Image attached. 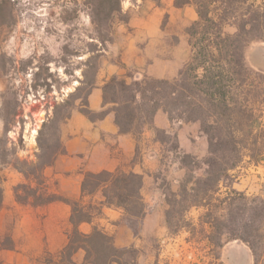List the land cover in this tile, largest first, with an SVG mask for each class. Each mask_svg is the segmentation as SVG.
I'll return each instance as SVG.
<instances>
[{"label": "rangeland", "instance_id": "obj_1", "mask_svg": "<svg viewBox=\"0 0 264 264\" xmlns=\"http://www.w3.org/2000/svg\"><path fill=\"white\" fill-rule=\"evenodd\" d=\"M95 2L0 0V138L4 142V151L0 149V179L3 190L5 181L13 180V173L22 177L18 185L36 187V182L27 179L25 174L39 173L54 159L62 148L61 124L72 111L85 109L90 90L87 85L90 78L85 76L90 56L88 44L98 39L90 23ZM197 19L194 6L178 8L175 0H121V14L111 25L113 42L101 60L96 84L102 76L105 81L112 76L126 78L129 83L145 76L175 80L191 59L187 29ZM224 30L227 34L236 32L231 23ZM127 45L132 48L134 60L142 55L140 67H124L121 51ZM263 56L264 41H255L245 49L247 65L257 72L264 73L254 64ZM113 65L126 70L120 75L109 71L104 75ZM141 127L147 128L142 124ZM34 130L36 134L31 144ZM157 138L166 143L169 150L178 149L175 137L159 132ZM177 157L184 164L186 175L179 195L171 194L167 198L171 203L166 213L167 228L170 236L190 231V244H182L181 254L166 258L160 257L164 247L156 238L143 239L140 246L135 247L140 253V264L213 263L220 258L223 247L235 243L251 251L244 242L233 240L235 227L231 219L234 214L239 215L236 218L239 225L244 222L243 218L252 216L249 208L256 204L245 201L243 196L264 197V158L255 163L244 157L235 169L224 175L217 192H203L197 184L209 181L206 165L212 157L209 149L202 159L187 154ZM163 163L165 170H169L171 160ZM161 183L166 185L165 177ZM193 204L199 205L198 222H191L187 217L196 207ZM244 208L248 214L242 217ZM132 221L138 229L133 231L138 235L140 223ZM257 225L264 235V222ZM187 251L193 256H188Z\"/></svg>", "mask_w": 264, "mask_h": 264}, {"label": "trees", "instance_id": "obj_2", "mask_svg": "<svg viewBox=\"0 0 264 264\" xmlns=\"http://www.w3.org/2000/svg\"><path fill=\"white\" fill-rule=\"evenodd\" d=\"M186 5L195 7L198 19L187 29L192 56L179 76L173 81L145 76L132 83L112 76L102 87L104 106L111 108L95 113L89 109L87 98L85 109L80 112L92 121L113 113L120 132L136 137L144 130L141 124L153 126L159 110L167 113L171 122H199L212 157L206 162L209 181L197 185L203 192H217L224 175L235 169L244 157L255 163L264 158V73L249 67L245 57V49L251 43L264 41V0H175L178 8ZM120 14L121 0H96L91 10L90 23L98 39L88 44L90 56L85 74L90 78L88 96L96 86L101 60L113 42L111 25ZM230 23L236 28L234 34L224 30ZM0 149L4 151L1 138ZM62 152L63 148L59 153ZM58 154L45 168L54 163ZM45 168L33 176L25 174L27 179L36 182V187L18 185L15 197L19 203L34 206L55 201L71 205L73 229L68 245L61 252V262L74 264V254L83 250L84 264H140V253L135 247L118 248L114 238L103 229L95 227L90 234H83L78 226L91 222L95 215L101 214L103 206H109L123 209L126 223L138 231L132 220L140 223L147 212L142 196L143 175L123 170L85 172L83 198L97 193L104 198L100 205H94L85 204L83 198L73 201L51 192ZM171 194L167 191V198ZM243 199L256 205L249 208L253 214L250 219L243 218L242 224L236 222L239 215L232 216L235 227L232 238L249 246L254 264H264V235L257 225L264 222V197L243 196ZM2 204L0 179V207ZM247 214V209H242V217Z\"/></svg>", "mask_w": 264, "mask_h": 264}, {"label": "crops", "instance_id": "obj_3", "mask_svg": "<svg viewBox=\"0 0 264 264\" xmlns=\"http://www.w3.org/2000/svg\"><path fill=\"white\" fill-rule=\"evenodd\" d=\"M131 52L132 48L128 45L121 51L124 67H140L143 63L142 55L134 60ZM263 58L264 56L254 63L262 70ZM125 70L113 65L105 70L104 75L107 71L120 75ZM104 83L102 76L88 96L89 109L95 113L108 107L103 102ZM157 130L175 137L178 149L169 150L166 143L157 138ZM60 138L63 152L44 170L53 193L69 200H80L83 198L85 172L123 170L143 175L142 196L147 212L140 222L138 235L126 223L125 211L109 206H103L101 214L95 215L91 222L81 223L78 226L80 232L90 234L95 227L101 228L114 238L118 248L139 247L143 239L154 237L164 247L160 257L166 258L181 254L179 249L183 250L182 244H190V231H179L173 236L168 233L166 213L170 204L167 191L178 196L186 175L185 166L178 155L187 154L202 159L208 154V140L200 123L171 122L168 114L159 110L154 117L153 126L145 128L136 137L120 132L113 113L92 121L80 110H74L69 119L61 124ZM173 157L175 158L172 159ZM167 160H171L169 170H165L163 163ZM12 175L13 180L5 181L3 204L0 207V264H65L61 262V252L68 245L73 229L71 205L62 201L43 206L19 203L15 197V187L22 177L19 173ZM164 177L167 180L165 186L161 183ZM83 200L85 204L94 205L104 202L100 193L84 197ZM187 217L191 222H198L197 207H193ZM5 241H8L7 244ZM186 254L193 256L192 252L187 251ZM73 262L84 264L85 252L80 250L75 253ZM208 264H254V259L247 246L235 243L223 247L220 258Z\"/></svg>", "mask_w": 264, "mask_h": 264}, {"label": "bare ground", "instance_id": "obj_4", "mask_svg": "<svg viewBox=\"0 0 264 264\" xmlns=\"http://www.w3.org/2000/svg\"><path fill=\"white\" fill-rule=\"evenodd\" d=\"M40 117H42V115L40 116ZM38 120H41V118L40 119H38ZM40 122V121H39ZM36 134V131L34 130L33 131V134H32V138L30 139V142H31V144L34 142V135Z\"/></svg>", "mask_w": 264, "mask_h": 264}]
</instances>
